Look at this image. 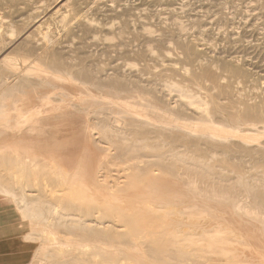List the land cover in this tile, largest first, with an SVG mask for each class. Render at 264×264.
I'll return each mask as SVG.
<instances>
[{"label": "bare ground", "instance_id": "6f19581e", "mask_svg": "<svg viewBox=\"0 0 264 264\" xmlns=\"http://www.w3.org/2000/svg\"><path fill=\"white\" fill-rule=\"evenodd\" d=\"M145 2L0 0L9 264H264V44Z\"/></svg>", "mask_w": 264, "mask_h": 264}, {"label": "rangeland", "instance_id": "374dc122", "mask_svg": "<svg viewBox=\"0 0 264 264\" xmlns=\"http://www.w3.org/2000/svg\"><path fill=\"white\" fill-rule=\"evenodd\" d=\"M256 1L257 0H175L174 7L179 9L178 12L180 17H182V20L185 22L200 17L202 20L201 30L211 31L215 37L219 30H233L239 33V36L241 34L242 42L248 40L247 42L252 44H264V10L258 7ZM147 12L151 14L160 13L162 14V18H167L169 15L165 4L160 2H148V0L139 5L136 13L144 14ZM219 13L225 14L230 20V24L228 23L226 26L221 24L218 17L220 15ZM14 20H17V18H14ZM209 40L211 41V38ZM218 43L220 44V42ZM244 54H251V51ZM10 229L11 228L0 227V239L8 240L14 238V233L9 231ZM14 256L18 257V264H25L28 260V255L25 253L23 254V252H18V256ZM32 264H34V262Z\"/></svg>", "mask_w": 264, "mask_h": 264}, {"label": "crops", "instance_id": "0c3cea01", "mask_svg": "<svg viewBox=\"0 0 264 264\" xmlns=\"http://www.w3.org/2000/svg\"><path fill=\"white\" fill-rule=\"evenodd\" d=\"M7 240L5 239H0V264H8L7 261V252L5 249H1V247L3 246L4 242H6Z\"/></svg>", "mask_w": 264, "mask_h": 264}]
</instances>
